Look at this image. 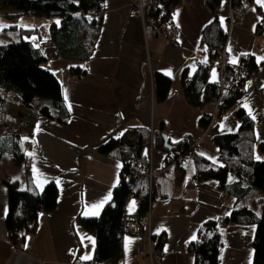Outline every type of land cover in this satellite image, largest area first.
<instances>
[{
    "label": "crops",
    "instance_id": "1",
    "mask_svg": "<svg viewBox=\"0 0 264 264\" xmlns=\"http://www.w3.org/2000/svg\"><path fill=\"white\" fill-rule=\"evenodd\" d=\"M136 1H101V27L89 58L80 63L85 71L80 77L71 73L75 63L62 58L50 42V31L45 40L40 39L39 29V34H33L42 42L37 47L47 58L45 63L61 74L57 78L71 118L65 125L45 117L35 118L32 145L26 153L31 168L22 175L16 170L4 175L0 169V264H74L78 257L91 258L95 239L75 217L97 216L119 184L121 159L101 155L96 149L121 128L142 126L152 132L162 129L171 143L187 137L193 142L198 140L196 150L216 164L218 149L210 135L215 128L219 133L237 132L235 109L239 107L254 121V157L264 159L258 146H264V29L259 28V23L264 22V0L250 2L241 16L234 17L231 27L227 26L228 0H222L214 10L208 0H183L172 17L178 30L176 45L162 37L145 43L142 23L135 12ZM214 20L227 33L229 61L236 65L244 56L252 57L258 69L245 81L244 93L237 103L218 114L210 131L202 135L199 120L203 111L209 113L210 109L190 105L181 84L184 74L195 75L200 65L213 59L214 49L202 42V35L205 26ZM156 72L171 79L169 93L160 103L154 94ZM209 73L212 81L218 79L217 72ZM12 113L26 116L29 112L14 107ZM144 155L149 158L148 172L155 173L156 193L168 197L158 196L151 202L142 234L123 236L121 264H194L190 246L207 238L200 235V229L209 220L216 222L224 238L218 264H252L255 226L228 223L226 217L243 189H249L242 200L248 206L245 200L253 197L255 206L263 193L243 184L245 188L234 189L228 196L213 181L195 182L191 158L156 174L166 164L165 152L150 146ZM2 178L26 190H41L50 180L58 187L56 209L39 215L35 234L27 236L22 246L10 242L5 227L7 190ZM235 181L233 176L228 178L229 183ZM136 208L137 200L128 199L127 217L133 216ZM153 236L162 238L160 249L155 248ZM155 251L161 254L159 262Z\"/></svg>",
    "mask_w": 264,
    "mask_h": 264
},
{
    "label": "trees",
    "instance_id": "2",
    "mask_svg": "<svg viewBox=\"0 0 264 264\" xmlns=\"http://www.w3.org/2000/svg\"><path fill=\"white\" fill-rule=\"evenodd\" d=\"M102 0H0V11L13 22L10 26L17 33L19 40L0 44V165L9 160L14 166H23L24 157L31 147L34 135V119L45 117L58 124L65 125L71 118V110L62 93V86L57 76L42 65L47 61L42 50L29 39L39 34L37 28H24L18 21L23 15H34L44 19H53L49 25V40L57 47L60 56L74 62L71 73L80 77L85 71L80 63L87 60L92 52L100 27L93 19V12L102 10ZM222 0H208L211 10L219 6ZM252 2L253 0H249ZM183 0H165L169 18ZM157 18V14L154 15ZM163 38V37H162ZM227 39V33L218 20L205 26L202 42L214 49L221 41ZM244 70L236 88L228 89L222 94V104L218 106L214 120L221 112L233 107L244 93L245 81L253 76L258 64L254 58L244 56L239 61ZM210 70L197 72L189 83L182 78V90L190 105L203 110L210 96L216 92L215 81L210 78ZM171 87V79L156 72L154 76L155 101L163 102ZM264 91V90H263ZM264 92L261 96L263 98ZM218 96V93L217 95ZM205 97V102L201 98ZM264 104V103H263ZM14 107L28 111L26 116L12 113ZM199 126L205 130L213 119L203 111ZM235 117L239 121V130L231 133H219L215 128L212 141L218 149V162L214 164L204 155L199 154L190 137L171 143L175 148L167 150L162 139V129L152 132L146 127H127L114 132L110 138L97 147L101 155L115 156L121 159L119 184L113 188L110 199L103 205L97 216L75 217L84 230L95 239L92 256L88 260L79 257L74 264H121L123 258L122 239L125 223L129 219L125 213L128 199L137 200V215L144 220L149 214L151 202L158 196L155 178L149 179L147 161L140 162L146 148L165 152L166 160L183 156L181 166L186 159L194 161L193 179L195 182L213 181L217 188L230 196L237 188L259 189L263 196L256 200L262 205V213L256 207L242 203L249 189L236 200L235 207L226 217V222L240 225H254L253 261L252 264H264V159L254 157L257 140L254 132V121L243 108L235 109ZM264 152V146L258 143ZM168 164V162H166ZM28 171V170H26ZM164 172V171H162ZM160 173V172H159ZM236 181L228 182L229 177ZM7 190V212L4 219L9 240L16 246H22L26 237L35 234L41 213L53 212L57 207L58 187L50 180L41 190L21 189L13 181L1 179ZM245 188V187H244ZM206 239L191 244L194 251V264H218L219 251L224 245V238L213 220L207 221L200 229V235ZM153 236L155 248L160 249L162 238ZM82 254V250H81ZM81 256V255H80Z\"/></svg>",
    "mask_w": 264,
    "mask_h": 264
},
{
    "label": "built area",
    "instance_id": "3",
    "mask_svg": "<svg viewBox=\"0 0 264 264\" xmlns=\"http://www.w3.org/2000/svg\"><path fill=\"white\" fill-rule=\"evenodd\" d=\"M165 0H137L135 4V12L139 16L142 22V29H143V38L145 43H149L154 38L163 37L165 38L170 44L176 45L178 39V30L173 24L172 20L167 16L168 8L162 4ZM229 3V17L227 26L231 27L233 24V19L235 16H241L247 6H249V0H228ZM157 14V18L154 16ZM93 19L97 20L98 27H100V22L103 17V11H94ZM259 28L261 30L264 29V22L261 21L259 23ZM216 56L210 60V62L206 65H200L197 68V72L201 70H214L218 74V79L215 82L216 85V92L214 95L210 96L209 101H207L205 106H209L210 109V116L214 120L215 114L218 111V106L222 104V94L228 90H234L236 85L244 72L241 68L237 65L231 64L229 62V54L227 51V39L225 41H221L218 46L216 47ZM194 75H188L185 77V83H189ZM218 93V96H216ZM201 101L205 102V97L201 98ZM262 102L264 103V95L262 98ZM210 127L205 129V131L209 130ZM198 143L195 142L194 146H197ZM183 156H187V152L182 153L179 157H173V159H167L166 162L168 164H164L163 168H161L162 172L168 166L174 165L176 163H181ZM140 162L149 161L145 155L139 160ZM23 166L26 170H29L32 166L31 159L29 156L24 157ZM146 174L152 178L155 173L148 172L145 170ZM159 172H156L158 174ZM146 225V219L141 220L137 212L129 217L127 222L125 223L123 229V235H140L144 232V227ZM192 249V246L190 247ZM155 258L156 261H161V254L158 251H155ZM102 264H110L109 261H104Z\"/></svg>",
    "mask_w": 264,
    "mask_h": 264
},
{
    "label": "rangeland",
    "instance_id": "4",
    "mask_svg": "<svg viewBox=\"0 0 264 264\" xmlns=\"http://www.w3.org/2000/svg\"><path fill=\"white\" fill-rule=\"evenodd\" d=\"M49 20H53V19H49ZM49 20L46 21L42 18L35 17L34 15H23L20 18V20L18 21V23L21 26H23L24 28H37V29H39L40 30V35H39L40 39L43 38L45 40L48 36V31H49L48 26H49V23L51 22ZM101 22H102V20H101ZM101 22H100V27H101ZM12 24H13V22L5 16V12L0 11V25L4 26V27H0V44H7V43H11V42H14V41L20 39L19 36L17 35V33H14L13 29L10 27ZM39 36L33 35L29 39L36 46L37 45L40 46L42 42L39 43V41H38ZM42 66L46 69L53 71L56 76H58V77L61 76L60 72L54 70L50 63H44ZM207 107H209V106H207ZM211 127H212V123L210 125L209 130L205 131L202 129V132H203L202 135H206L210 131ZM212 135L213 134H211L210 136H212ZM195 142L198 143V140H196ZM0 169L4 175H7V174L10 175V174L14 173L15 170L20 175L27 173V172H25L24 169H21L18 166H14L7 159L5 160L4 163H2L0 165ZM254 201H255V199H254ZM245 202H248L250 207H256V210L258 213H262L263 206L259 205V204H257V205L255 204V206H254L253 197H249L247 200H245Z\"/></svg>",
    "mask_w": 264,
    "mask_h": 264
},
{
    "label": "water",
    "instance_id": "5",
    "mask_svg": "<svg viewBox=\"0 0 264 264\" xmlns=\"http://www.w3.org/2000/svg\"><path fill=\"white\" fill-rule=\"evenodd\" d=\"M162 139H163V141H164V147H165V149H167V150H173V149L175 148L174 146H172V145L170 144L167 135L162 134Z\"/></svg>",
    "mask_w": 264,
    "mask_h": 264
},
{
    "label": "snow or ice",
    "instance_id": "6",
    "mask_svg": "<svg viewBox=\"0 0 264 264\" xmlns=\"http://www.w3.org/2000/svg\"><path fill=\"white\" fill-rule=\"evenodd\" d=\"M0 27H4L3 25H0ZM193 239H195V237H193ZM90 257H84V259H88Z\"/></svg>",
    "mask_w": 264,
    "mask_h": 264
}]
</instances>
